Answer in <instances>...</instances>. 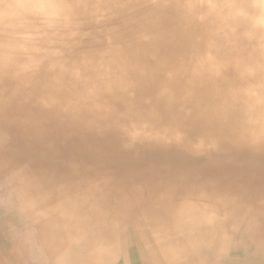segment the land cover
Wrapping results in <instances>:
<instances>
[{"label":"bare ground","instance_id":"1","mask_svg":"<svg viewBox=\"0 0 264 264\" xmlns=\"http://www.w3.org/2000/svg\"><path fill=\"white\" fill-rule=\"evenodd\" d=\"M197 2L86 25V74L0 26V264H264V33ZM162 110L204 154L147 143L181 140L139 119Z\"/></svg>","mask_w":264,"mask_h":264},{"label":"clouds","instance_id":"2","mask_svg":"<svg viewBox=\"0 0 264 264\" xmlns=\"http://www.w3.org/2000/svg\"><path fill=\"white\" fill-rule=\"evenodd\" d=\"M140 0H0V26L7 50L13 41L20 47L28 43L32 51L39 53L33 61L36 67L47 61L58 65L64 72L88 73L102 66L110 49L82 50L73 59L74 50L79 47L77 37L89 35L83 31L86 25L97 31L117 16H126L141 7ZM186 9L185 18L203 9H226L230 16L247 22L255 30L264 33V0H231L229 3H213V0H199L197 3L181 5ZM131 54L129 53V56ZM139 119L147 122L154 130L167 131L169 135L179 133L180 142L150 141L161 146L179 145L194 154V146L208 137L189 138L184 125L191 123L183 112L162 110L158 113L146 111Z\"/></svg>","mask_w":264,"mask_h":264}]
</instances>
